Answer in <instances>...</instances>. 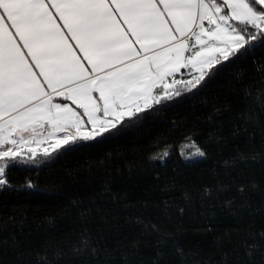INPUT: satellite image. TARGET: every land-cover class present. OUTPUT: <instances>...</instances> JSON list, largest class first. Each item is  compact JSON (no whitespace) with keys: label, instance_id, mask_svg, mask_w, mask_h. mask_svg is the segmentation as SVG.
<instances>
[{"label":"snow or ice","instance_id":"snow-or-ice-1","mask_svg":"<svg viewBox=\"0 0 264 264\" xmlns=\"http://www.w3.org/2000/svg\"><path fill=\"white\" fill-rule=\"evenodd\" d=\"M258 48L264 49V0H0V192L37 187L31 179L15 185L9 178L17 162L35 156L36 148L29 145L50 141L54 150H74L120 135L184 93L199 95L225 67ZM255 71L264 83V58ZM241 77L236 73L234 83H241ZM244 94L255 95L264 107V88L253 93L249 86ZM241 119L245 132L249 126L260 128L264 144L257 115L242 112ZM180 135L193 149L186 153L181 148V156L193 162L207 158L209 149L191 130ZM44 153L49 154L47 148ZM170 155L155 149L149 158L163 161ZM258 159L264 160V151L238 149L225 161L226 170ZM230 187L220 181L206 186L203 194L215 190L219 195ZM258 188L255 179L237 185L240 196ZM224 203L233 215H242L234 199ZM156 207L165 219L174 210L185 211L167 202ZM89 217L88 211L80 213L82 226L69 251L77 264H112L115 257L101 243L105 233L89 227ZM136 223L151 237L149 264H173L169 247L184 256L171 231L143 217ZM106 224L104 219L100 227ZM9 240L16 249L15 232L0 238V244L7 249ZM241 248L244 264H256L258 253L264 261V229H249ZM140 251L134 239L120 264H142L130 259ZM29 255L32 261L16 264H60L66 253L57 248L50 257L45 247Z\"/></svg>","mask_w":264,"mask_h":264},{"label":"trees","instance_id":"trees-1","mask_svg":"<svg viewBox=\"0 0 264 264\" xmlns=\"http://www.w3.org/2000/svg\"><path fill=\"white\" fill-rule=\"evenodd\" d=\"M261 58L264 49L259 48L241 57L219 72L199 95L184 93L183 98L169 102L162 111L148 115L120 135L102 142L89 141L74 150L38 154L25 164L17 162L10 172L11 183L24 185L31 179L37 187L0 192V238L15 232L18 242L16 249L11 240L7 249L0 244V264L32 261L34 256L29 253L45 247L50 257L57 248L65 250L60 264H77L69 248L82 226V211L90 212L89 227L105 233L101 243L115 257L112 264H120L121 253L134 239L139 240L141 251L130 259L142 264L152 259L151 237L143 235L137 217L173 233L184 253L179 257L169 247L168 259L173 264H244L241 244L248 230L259 233L264 229V160L227 170L225 161L238 149L264 151L260 128L249 126L245 132L241 119L242 112L252 111L264 125V107L255 95L244 94L249 86L253 93L264 88L255 71ZM236 73H242L241 83H234ZM190 130L197 142L209 149L207 158L200 162L180 154L181 148L191 145L180 133ZM155 149L168 150L171 155L163 161L150 159ZM252 179L259 188L240 196L237 185ZM220 181L230 185L229 190L219 195L215 190L211 196L203 194L206 186ZM227 199H234L242 215L229 211L224 203ZM164 202L185 211L180 214L174 210L172 217L165 219L156 207ZM104 219L107 224L101 228ZM255 261L264 264L259 253Z\"/></svg>","mask_w":264,"mask_h":264},{"label":"rangeland","instance_id":"rangeland-1","mask_svg":"<svg viewBox=\"0 0 264 264\" xmlns=\"http://www.w3.org/2000/svg\"><path fill=\"white\" fill-rule=\"evenodd\" d=\"M29 147H34L36 148V154L35 156H37L38 154H41V155H45L44 153V149L47 148L48 149V152L49 154H51L52 152H54L55 150L51 148V145H48V144H44V145H40V144H35L34 146H29ZM50 147V148H49ZM50 150H52L50 152ZM185 152L187 153L188 151H192L193 149L191 148V145L187 146L185 149ZM48 154V155H49ZM35 156H33L32 158H34ZM24 161L28 160V156L25 155L24 158H23ZM18 163H21V164H25L23 162H18Z\"/></svg>","mask_w":264,"mask_h":264},{"label":"crops","instance_id":"crops-1","mask_svg":"<svg viewBox=\"0 0 264 264\" xmlns=\"http://www.w3.org/2000/svg\"><path fill=\"white\" fill-rule=\"evenodd\" d=\"M185 78H188V77H185ZM44 144H48V145H51V142L50 141H45V143H43V144H40L41 146L42 145H44ZM50 148V147H49ZM56 150H58V149H56ZM52 150H50V152H51Z\"/></svg>","mask_w":264,"mask_h":264},{"label":"built area","instance_id":"built-area-1","mask_svg":"<svg viewBox=\"0 0 264 264\" xmlns=\"http://www.w3.org/2000/svg\"><path fill=\"white\" fill-rule=\"evenodd\" d=\"M35 144H33V145H29V146H34Z\"/></svg>","mask_w":264,"mask_h":264}]
</instances>
